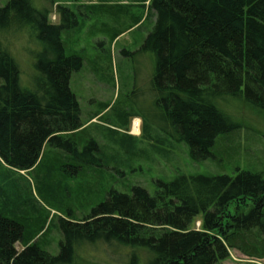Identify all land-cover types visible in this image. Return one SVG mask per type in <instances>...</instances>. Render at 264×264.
I'll return each mask as SVG.
<instances>
[{
  "label": "trees",
  "instance_id": "obj_1",
  "mask_svg": "<svg viewBox=\"0 0 264 264\" xmlns=\"http://www.w3.org/2000/svg\"><path fill=\"white\" fill-rule=\"evenodd\" d=\"M110 8L104 10L113 16ZM149 10L155 24L141 49L155 57L151 91L165 124L161 129L188 147L192 161L203 162L235 132L216 106L219 99L242 97L264 112V0H150ZM56 11L61 21L52 25L50 11L35 9L31 0H10L0 8L1 29L29 28L42 46L34 88L23 89L18 65L0 42V160L12 171H31L46 148L86 168L100 165L92 155L97 144L78 131L80 109L69 88L83 62L66 55L61 34L76 16L67 8ZM237 172L180 175L159 182L153 196L141 187L130 194L112 189L89 216L59 219L56 256L40 249L37 233L24 225L17 207L9 211L4 196L0 264H87L85 248L99 244L114 248L120 264H221L231 251L262 260L264 173Z\"/></svg>",
  "mask_w": 264,
  "mask_h": 264
},
{
  "label": "rangeland",
  "instance_id": "obj_2",
  "mask_svg": "<svg viewBox=\"0 0 264 264\" xmlns=\"http://www.w3.org/2000/svg\"><path fill=\"white\" fill-rule=\"evenodd\" d=\"M9 1L0 0V8ZM31 4L37 10H49L47 20L52 25L61 21L57 6L76 16L75 25L61 34L66 55L83 62L71 74L69 88L80 109L78 131L85 141L97 144L92 155L100 160L99 167L86 168L79 159L53 148H46L29 172L9 170L0 160V207L5 196L9 211L18 208L24 225L37 233L35 240L40 238V249L56 256L61 240L59 219L67 220L68 213L71 221L89 216L112 189L130 194L133 187H141L153 196L159 182L170 183L180 175L264 173V112L242 97L216 102L236 126L235 132L220 140L214 157L203 162L192 161L188 147L162 131L165 124L151 91L155 57L141 49L155 24L150 0H31ZM107 7L113 16L104 10ZM115 34L119 35L111 40ZM0 42L18 65L21 88L33 89L36 55L42 50L36 33L29 28H0ZM135 119L139 120L136 134ZM31 213L37 214L33 223L29 222ZM16 249L22 247L17 244ZM114 250L103 244L88 246L83 258L87 264H120ZM221 264H264V259L231 251Z\"/></svg>",
  "mask_w": 264,
  "mask_h": 264
},
{
  "label": "bare ground",
  "instance_id": "obj_3",
  "mask_svg": "<svg viewBox=\"0 0 264 264\" xmlns=\"http://www.w3.org/2000/svg\"><path fill=\"white\" fill-rule=\"evenodd\" d=\"M138 128H139V120L138 119H135L133 121V133H138Z\"/></svg>",
  "mask_w": 264,
  "mask_h": 264
},
{
  "label": "built area",
  "instance_id": "obj_4",
  "mask_svg": "<svg viewBox=\"0 0 264 264\" xmlns=\"http://www.w3.org/2000/svg\"><path fill=\"white\" fill-rule=\"evenodd\" d=\"M249 262H252L251 260H249Z\"/></svg>",
  "mask_w": 264,
  "mask_h": 264
},
{
  "label": "crops",
  "instance_id": "obj_5",
  "mask_svg": "<svg viewBox=\"0 0 264 264\" xmlns=\"http://www.w3.org/2000/svg\"><path fill=\"white\" fill-rule=\"evenodd\" d=\"M135 134V133H134Z\"/></svg>",
  "mask_w": 264,
  "mask_h": 264
}]
</instances>
